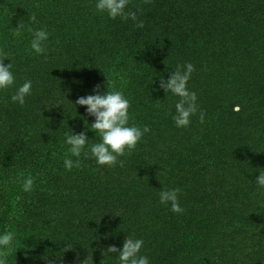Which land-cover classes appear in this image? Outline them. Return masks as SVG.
Listing matches in <instances>:
<instances>
[{"label": "trees", "instance_id": "1", "mask_svg": "<svg viewBox=\"0 0 264 264\" xmlns=\"http://www.w3.org/2000/svg\"><path fill=\"white\" fill-rule=\"evenodd\" d=\"M96 2L0 0V49L12 53L4 63L16 78L0 90V234L15 233L7 264H119L105 251L126 236L144 241L150 264H264V189L255 181L264 171V0H130L128 10L142 7V29L97 12ZM20 21L47 30L46 60L30 50L31 33L13 35ZM187 62L206 116L178 128V97L159 81ZM116 74L135 85L130 125L151 131L119 158L123 168L81 155L66 170V134L99 142L75 101ZM27 79L32 94L21 106L11 97ZM29 174L34 190L24 192ZM177 187L183 214L159 203L161 188Z\"/></svg>", "mask_w": 264, "mask_h": 264}, {"label": "clouds", "instance_id": "2", "mask_svg": "<svg viewBox=\"0 0 264 264\" xmlns=\"http://www.w3.org/2000/svg\"><path fill=\"white\" fill-rule=\"evenodd\" d=\"M144 4L151 3V0H143ZM130 0H97L95 9L100 13H107L110 19L115 20L120 18L127 21L131 19L135 22V27L138 29L144 28V21L139 19L138 14H142V7H137L136 11L128 10ZM31 23H38L36 15H30ZM24 31L32 34L30 42V50L38 55H43L47 59V48L45 42L49 38V33L46 29H33L20 21L18 26L14 28L13 35L20 36ZM5 59L12 61V53L5 52L0 49V90H7L13 87L16 83V78L12 72V62L5 65ZM195 71V66L191 62L183 65L177 64L174 71L169 75L168 79L160 78L159 87L163 89L166 95L170 92L178 97L174 108L175 115L172 119L175 126L178 128H187L191 124L192 116L199 112V122H205L206 113L200 110L197 104V94L189 90L188 82ZM107 78V77H106ZM93 91L96 94L80 96L75 105L86 108V113L95 118L90 125L87 122L86 128L93 131L99 137V142L90 143L85 132L79 134H66L65 143L69 146L68 153L77 159L73 161L69 155L64 158V167L71 171L74 167L81 166L80 157L85 159H94L96 164L103 167H124V161L119 158L126 155H131L136 149L138 143L142 140L145 133L151 131L147 125L137 126L130 125L132 119L129 109L131 102L125 97L124 93L115 88L113 81L107 79L106 91L100 92V85L97 84ZM32 94V81L30 79L19 86L12 95L11 100L14 103H19L21 106L25 104V98ZM240 106L236 105L233 111H239ZM87 149V150H86ZM259 176L255 179L259 188L264 189V171L259 172ZM35 178L29 174L21 181V188L24 192H32L34 190ZM179 187L174 189L161 188L159 191V203L162 205H170V210L175 214H183L185 209L181 207L179 202ZM119 216V215H117ZM15 233L5 231L0 234V264H7V257L15 246L13 241ZM144 245L142 239H135L132 236H126L122 248H117L115 245H109L106 253H118L119 264H150L149 258L146 255H140ZM66 251L72 250L73 246L67 244ZM104 252V253H105ZM48 264H53L48 261ZM77 264H88V257L82 262L77 257Z\"/></svg>", "mask_w": 264, "mask_h": 264}, {"label": "rangeland", "instance_id": "3", "mask_svg": "<svg viewBox=\"0 0 264 264\" xmlns=\"http://www.w3.org/2000/svg\"><path fill=\"white\" fill-rule=\"evenodd\" d=\"M101 67H103L102 65H100ZM99 66V67H100ZM97 73V72H96ZM98 74V73H97ZM106 75V74H105ZM107 77V78H106ZM119 75L116 74V75H107L105 76V82L104 83H101L100 85L101 86H104L106 87V83H107V79L110 80V81H113L114 84H115V88L117 90H120L124 93L125 97L128 98L130 100L131 96L130 94H133L132 93V90L135 88V85L133 83H127L125 84V81L121 79H119ZM106 90H102L100 91L101 93L105 92ZM79 93V91H77V94ZM80 96V95H79ZM95 120V118L93 117V121ZM24 261V260H23Z\"/></svg>", "mask_w": 264, "mask_h": 264}]
</instances>
